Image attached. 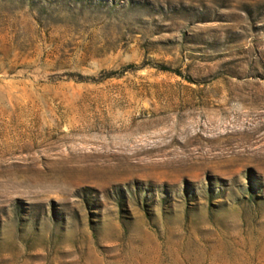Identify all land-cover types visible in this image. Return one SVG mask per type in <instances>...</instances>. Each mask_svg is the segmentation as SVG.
Wrapping results in <instances>:
<instances>
[{
  "label": "rangeland",
  "instance_id": "obj_1",
  "mask_svg": "<svg viewBox=\"0 0 264 264\" xmlns=\"http://www.w3.org/2000/svg\"><path fill=\"white\" fill-rule=\"evenodd\" d=\"M0 264H264V0H0Z\"/></svg>",
  "mask_w": 264,
  "mask_h": 264
},
{
  "label": "bare ground",
  "instance_id": "obj_2",
  "mask_svg": "<svg viewBox=\"0 0 264 264\" xmlns=\"http://www.w3.org/2000/svg\"><path fill=\"white\" fill-rule=\"evenodd\" d=\"M251 104V103H250ZM254 120V119H253ZM212 121V120H211ZM248 135V134H247ZM238 136V135H237ZM230 140V139H229ZM243 141V140H242Z\"/></svg>",
  "mask_w": 264,
  "mask_h": 264
}]
</instances>
